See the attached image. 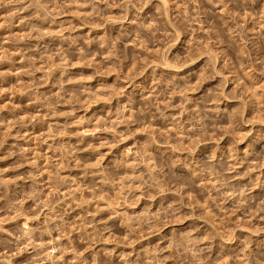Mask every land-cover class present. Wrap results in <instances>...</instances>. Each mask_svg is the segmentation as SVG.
Masks as SVG:
<instances>
[{
	"label": "rangeland",
	"instance_id": "1",
	"mask_svg": "<svg viewBox=\"0 0 264 264\" xmlns=\"http://www.w3.org/2000/svg\"><path fill=\"white\" fill-rule=\"evenodd\" d=\"M123 2L0 0V264H179L174 245L192 220L163 228L145 222L162 199L180 196L185 211L202 215L198 223L216 219L220 230L201 260L264 264V0H133L143 7H129L127 19ZM86 36L104 44H88ZM165 52L195 73L191 96L211 90L221 97L211 104L228 110L205 133L231 159V199L218 206L210 172L194 177L191 188L146 197L131 170L136 161L123 156L134 145L123 134L136 110L128 96L152 98L150 87L146 97L133 88L154 83L148 65ZM132 127L138 140L164 142L154 150L191 151L201 141L159 121ZM119 165L126 166L116 178Z\"/></svg>",
	"mask_w": 264,
	"mask_h": 264
},
{
	"label": "clouds",
	"instance_id": "2",
	"mask_svg": "<svg viewBox=\"0 0 264 264\" xmlns=\"http://www.w3.org/2000/svg\"><path fill=\"white\" fill-rule=\"evenodd\" d=\"M119 6L124 11V19H127L129 7H143L142 4L133 3V0H124ZM109 7H112V5H109ZM96 15H100L98 9L96 10ZM179 19L183 20L184 18L180 17ZM139 27L143 28L145 25L140 24ZM176 38L178 39V34H176ZM82 39L88 44L93 42L104 44V40L99 37L86 36L82 37ZM75 42L74 39L73 43ZM122 56L124 59L128 58L124 54ZM114 62L119 64V59ZM185 66V63L175 58L169 59L166 52L162 53L154 63L148 65V67L152 68V72L149 73L146 79L154 83L148 86L144 83L136 84L133 88V93L139 89V95L146 97L150 87L153 89L152 98H144L137 101L132 94H129L128 108L135 107L136 110L134 119L128 122L129 127L123 134L132 138L134 145L124 148L122 150L123 156L125 160L131 157L136 161L134 165H131V170L136 172L135 180L139 182L146 197L149 193H154L156 196L172 193L174 188L180 184H187L191 188L193 187L194 177H203L205 172H210L219 184L216 189V201L213 202L214 206H218L219 201L231 199L227 191L231 182V177L228 175L232 171L231 159L224 148L219 145H210L207 142L205 133L214 131L215 126L226 118L228 110L226 108L221 110L218 104L215 106L211 104L212 99L219 101L221 98L219 95H214L211 90L209 94L201 97L190 95L194 90L192 77L195 73H184L182 69ZM158 68L171 69L172 71L158 72ZM210 68L214 75H221L220 72L216 71L214 65H211ZM224 83H226V80ZM133 84L134 81L128 82L130 87ZM169 98H171L169 103L162 104L159 102L160 100L169 101ZM172 108L177 109L175 114L170 112ZM119 115L123 118V109ZM153 121H159L165 127L170 124L178 132H184L186 136H200L201 141L198 145H194L191 151L187 149H179L177 152H171L170 149L163 151L154 150L153 145L163 144L164 142L159 139L153 140L150 135L144 141L138 140L132 127L134 125L142 128L145 124ZM242 123V120L235 122L234 128L238 129ZM188 125H191V128ZM116 143H119L118 137ZM154 151H158L159 154H153ZM232 151H235L234 143ZM245 152L247 155V150ZM150 160L157 161V163L148 164L147 162ZM125 166L119 165L117 169H114L113 174L116 178L119 175V167ZM161 189L164 191L162 192ZM221 189H225V191H221ZM176 194L179 196L178 192ZM129 195L133 198L137 195L135 187H133ZM236 195L240 196V193H236ZM236 206L241 207L242 205L237 204ZM159 208L161 211L152 217L151 223L145 222L148 227H152L153 224H159L163 228L165 224H179L183 220H192L191 224L180 230L183 233L180 236L181 243L174 245V249H176L174 255L179 259V264H214L211 257L201 260L200 256L201 254H206L209 250L208 244L214 238L220 236V230L216 226V219H207L205 223H198L197 221L202 219V215L196 214L195 207L185 211L189 208V204L182 196L173 203H168L162 199L159 203ZM123 215H127V213L125 212ZM207 224H211L212 228L206 227ZM137 229L142 230V226L137 225ZM2 230L0 229V231ZM31 231L25 232V235L30 237ZM175 231L174 229V234ZM204 233H207V236ZM48 234L50 235L51 232L49 231ZM221 238L223 239L224 237ZM17 239H22V237H17ZM164 239H167V237L161 236V240L163 241ZM206 241L208 244L205 243ZM157 264H163V262L157 261Z\"/></svg>",
	"mask_w": 264,
	"mask_h": 264
},
{
	"label": "bare ground",
	"instance_id": "3",
	"mask_svg": "<svg viewBox=\"0 0 264 264\" xmlns=\"http://www.w3.org/2000/svg\"><path fill=\"white\" fill-rule=\"evenodd\" d=\"M28 221H29V218H25V220L22 222V226L24 227V229H26L27 231V228L30 227V225L28 224ZM29 225V226H28ZM28 226V227H27ZM27 227V228H26ZM50 248V247H49ZM50 254V253H49Z\"/></svg>",
	"mask_w": 264,
	"mask_h": 264
}]
</instances>
